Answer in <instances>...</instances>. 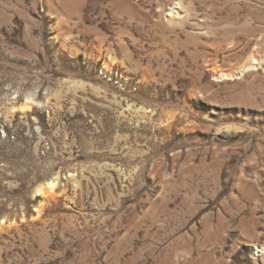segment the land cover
<instances>
[{
	"label": "rangeland",
	"instance_id": "1",
	"mask_svg": "<svg viewBox=\"0 0 264 264\" xmlns=\"http://www.w3.org/2000/svg\"><path fill=\"white\" fill-rule=\"evenodd\" d=\"M0 264H264V0H0Z\"/></svg>",
	"mask_w": 264,
	"mask_h": 264
},
{
	"label": "bare ground",
	"instance_id": "2",
	"mask_svg": "<svg viewBox=\"0 0 264 264\" xmlns=\"http://www.w3.org/2000/svg\"><path fill=\"white\" fill-rule=\"evenodd\" d=\"M227 76H230V74L222 72L219 76H217V78L227 77ZM46 186L48 187L50 192H53L55 187H56L55 180L47 181ZM42 193H43V188L41 186H39V188L37 189V195L41 196Z\"/></svg>",
	"mask_w": 264,
	"mask_h": 264
}]
</instances>
